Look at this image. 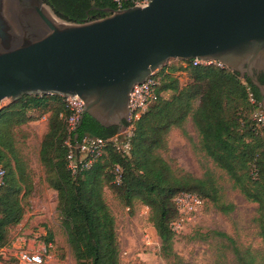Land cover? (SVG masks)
<instances>
[{
  "label": "trees",
  "instance_id": "16d2710c",
  "mask_svg": "<svg viewBox=\"0 0 264 264\" xmlns=\"http://www.w3.org/2000/svg\"><path fill=\"white\" fill-rule=\"evenodd\" d=\"M43 1L57 16L69 21L101 17L108 14L103 7H115L111 0ZM182 61L187 62L184 70L188 77L183 85L174 65L154 72L158 78L156 97L135 120L127 151L108 139L116 134L115 125L103 126L91 115H84L77 141L85 134L108 140L88 165L81 164L74 172L68 166L65 140L70 110L63 96L23 94L0 107V165L5 170L0 185V245L5 244L6 226L19 222L23 213L19 192L26 184V165L15 147L13 126L26 122L30 109L39 110L38 117L48 112L39 159L48 185L57 191V210L75 264H121L116 218L105 198V187L128 208L132 209L135 201L149 207V221L160 239L159 253L167 259L177 257L172 264L179 261L173 247L176 232L170 226L178 214L174 202L178 192H195L203 203L207 199L224 214L234 209L235 204L223 198L222 185L211 169L197 175L162 155L168 149L167 135L173 127L187 135L188 118L198 133L203 154L227 175L232 187L257 203L254 220L264 244V129L252 117L257 103L248 96L251 91L260 101L258 88L248 76L225 66ZM257 77L264 83V71ZM166 90L171 91L168 97L161 95ZM73 135L74 131L70 139L76 143ZM117 165L121 169L119 182L115 180ZM220 233L232 250L233 264H264V248L240 245Z\"/></svg>",
  "mask_w": 264,
  "mask_h": 264
},
{
  "label": "water",
  "instance_id": "95a60500",
  "mask_svg": "<svg viewBox=\"0 0 264 264\" xmlns=\"http://www.w3.org/2000/svg\"><path fill=\"white\" fill-rule=\"evenodd\" d=\"M48 8V10L45 8ZM84 21L43 0H0V104L23 94L78 95L103 126L125 128L129 94L170 58L220 61L248 76L264 108V0H150Z\"/></svg>",
  "mask_w": 264,
  "mask_h": 264
},
{
  "label": "rangeland",
  "instance_id": "374dc122",
  "mask_svg": "<svg viewBox=\"0 0 264 264\" xmlns=\"http://www.w3.org/2000/svg\"><path fill=\"white\" fill-rule=\"evenodd\" d=\"M186 64L187 62L177 58H170L165 64L166 70L171 65L177 68L174 73L177 74L180 85L188 81L184 70ZM170 94V90L161 92L164 97ZM10 102L9 98H4L0 107ZM38 114L39 110L30 109L29 119L13 126L15 147L26 165V184L19 192L23 213L19 222L6 226L5 244L0 245V251L4 249L9 255L26 247L45 248L48 263L75 264L57 210V191L48 185L39 159L40 142L48 129V112L40 117ZM185 128L187 135L178 127L169 131L168 149L162 151V155L172 158L180 167L197 175L202 174L206 168L211 169L222 185L223 198L233 202L235 207L224 214L205 199L174 236L173 247L179 260L176 264H233L232 250L225 245L227 239L220 232L231 236L240 245L264 248L254 220L257 203L249 201L232 187L227 175L203 154L199 147L198 133L189 118L185 122ZM104 195L116 218L121 264L176 262L177 257L167 259L160 255V239L149 221L148 206L135 201L132 209L128 208L109 187L104 188ZM1 256L0 253V260Z\"/></svg>",
  "mask_w": 264,
  "mask_h": 264
},
{
  "label": "built area",
  "instance_id": "2783aa9c",
  "mask_svg": "<svg viewBox=\"0 0 264 264\" xmlns=\"http://www.w3.org/2000/svg\"><path fill=\"white\" fill-rule=\"evenodd\" d=\"M115 4V8H120L129 5H146L150 0H111ZM192 64L198 63H214L218 66H224L220 61L201 60L199 58L191 59ZM158 78L152 73L143 82L136 83L129 94V116L126 121L125 128L108 139L114 141L116 146L127 151L129 148L130 137L133 134L135 120L147 110L149 103L156 97L154 86L157 84ZM249 100L257 103V108L253 111L252 117L256 124L264 129V108L260 101H257L251 91L248 92ZM66 105L70 110V115L67 117V132L68 137L65 143L68 147V166L74 172L79 165H88L91 162L93 155L99 153L101 146L107 141V138L90 136L85 134L81 141L76 144L71 141L70 133L76 125L79 115L83 110V100L78 95L63 96ZM79 152L80 155L76 153ZM84 152V154L82 153ZM91 155V157H89ZM5 170L0 165V185L3 183ZM115 180L120 181L121 169L115 166ZM178 214L170 222L172 230L176 233L181 231L185 220L189 219V215L201 204L202 198L192 191H180L174 196ZM2 260L0 264H49L47 262V254L45 248L35 249L31 247L21 248L16 250L14 254L7 255L4 249H1ZM14 255V256H13ZM11 257L15 260L12 261Z\"/></svg>",
  "mask_w": 264,
  "mask_h": 264
},
{
  "label": "crops",
  "instance_id": "0c3cea01",
  "mask_svg": "<svg viewBox=\"0 0 264 264\" xmlns=\"http://www.w3.org/2000/svg\"><path fill=\"white\" fill-rule=\"evenodd\" d=\"M153 227V226H152ZM154 228V227H153ZM154 231H155V229H154ZM155 234H156V231H155ZM157 235V234H156ZM158 236V235H157ZM159 238V237H158ZM34 247V246H33ZM47 257H48V255H47ZM50 264V263H49Z\"/></svg>",
  "mask_w": 264,
  "mask_h": 264
},
{
  "label": "bare ground",
  "instance_id": "6f19581e",
  "mask_svg": "<svg viewBox=\"0 0 264 264\" xmlns=\"http://www.w3.org/2000/svg\"><path fill=\"white\" fill-rule=\"evenodd\" d=\"M45 8L48 10V8L45 6ZM49 11V10H48Z\"/></svg>",
  "mask_w": 264,
  "mask_h": 264
}]
</instances>
